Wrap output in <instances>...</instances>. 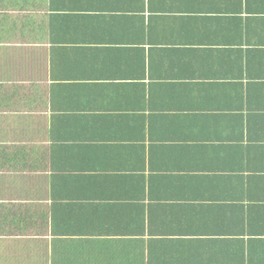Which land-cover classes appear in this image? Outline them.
I'll list each match as a JSON object with an SVG mask.
<instances>
[{"label": "crops", "instance_id": "crops-1", "mask_svg": "<svg viewBox=\"0 0 264 264\" xmlns=\"http://www.w3.org/2000/svg\"><path fill=\"white\" fill-rule=\"evenodd\" d=\"M0 264H105V0H0ZM107 264H264V0H107Z\"/></svg>", "mask_w": 264, "mask_h": 264}]
</instances>
